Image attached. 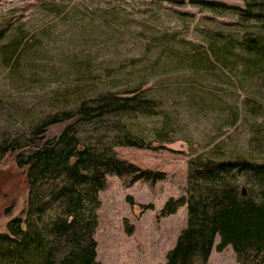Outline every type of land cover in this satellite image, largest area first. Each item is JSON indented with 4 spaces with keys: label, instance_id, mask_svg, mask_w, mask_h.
Listing matches in <instances>:
<instances>
[{
    "label": "rangeland",
    "instance_id": "374dc122",
    "mask_svg": "<svg viewBox=\"0 0 264 264\" xmlns=\"http://www.w3.org/2000/svg\"><path fill=\"white\" fill-rule=\"evenodd\" d=\"M237 21L191 0H0L3 125L15 114L44 115L109 88L140 85L162 104L161 114L141 121L154 147L116 149L167 177L130 187L109 177L96 232L102 264L166 262L187 223V204L169 215L160 211L167 198L185 191L194 154L264 160V76L178 60L207 42V29L237 30ZM62 127L54 124L48 134ZM165 129L163 140L158 132ZM28 191L24 169L8 154L0 162V230L26 205ZM207 264L239 262L229 244L215 247Z\"/></svg>",
    "mask_w": 264,
    "mask_h": 264
},
{
    "label": "trees",
    "instance_id": "16d2710c",
    "mask_svg": "<svg viewBox=\"0 0 264 264\" xmlns=\"http://www.w3.org/2000/svg\"><path fill=\"white\" fill-rule=\"evenodd\" d=\"M191 1L237 15L241 27L207 29V42L178 60L264 76V0H244V5ZM241 30L243 35L236 32ZM161 106L136 85L109 88L44 115L15 114L9 125L0 119V162L13 154L29 184L26 205L0 230V264H102L96 232L100 192L108 188L109 177H119L126 187L167 177L165 170L142 166L116 149L154 147L141 121L161 114ZM60 123L61 131L49 135L50 127ZM167 133L158 135L164 140ZM184 190L161 208V215H169L187 204V223L166 262L158 264H207L215 247L223 250L229 244L239 264H264V160L196 153L188 161Z\"/></svg>",
    "mask_w": 264,
    "mask_h": 264
}]
</instances>
